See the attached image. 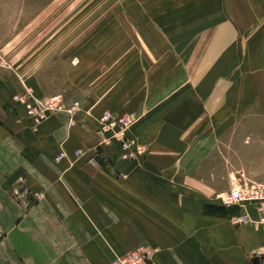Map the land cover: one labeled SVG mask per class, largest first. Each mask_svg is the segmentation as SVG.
<instances>
[{"label":"rangeland","instance_id":"obj_1","mask_svg":"<svg viewBox=\"0 0 264 264\" xmlns=\"http://www.w3.org/2000/svg\"><path fill=\"white\" fill-rule=\"evenodd\" d=\"M251 9L264 12V0H0V89L12 93L14 113L19 115L21 106L35 130L53 115L72 128L94 126L101 139L88 149L78 146L72 163L94 170L128 161L161 169L154 158L165 157L170 160L166 168L190 172L198 167L197 176L165 178L173 202L188 203L185 215L175 219L174 234L207 228L204 211L251 234L249 242H234L251 249L235 259L237 264H264V223L232 222L246 210L255 220L260 214L248 202L227 208L220 198L264 184V113L256 106L249 113L231 110L243 103L245 81L232 74L243 73L252 19L244 15ZM106 113L133 120L127 127H109L102 120ZM122 134L134 141L133 158H123ZM104 147L113 151L102 160ZM65 156L61 150L56 160ZM88 180L95 191L99 178L93 173ZM13 189L21 203L39 196L24 181ZM139 228L135 247L121 254L141 247L153 264H184L179 253L185 247L194 250L189 261L210 264L212 257L228 258L234 248L212 240L203 246L198 241L196 250L178 235L155 248L151 225ZM112 252L99 262L114 264L120 252L115 247Z\"/></svg>","mask_w":264,"mask_h":264},{"label":"crops","instance_id":"obj_2","mask_svg":"<svg viewBox=\"0 0 264 264\" xmlns=\"http://www.w3.org/2000/svg\"><path fill=\"white\" fill-rule=\"evenodd\" d=\"M245 13L252 19L249 41L243 47V73L232 74L235 80L240 77L245 81L243 103H236L231 110L249 113L256 106L264 113V12L251 9ZM11 96V92L0 89V264H79L78 259L85 264H101L99 261L113 253L114 247L120 254L135 247L142 224L151 225L155 248H164L173 235L179 240L187 238L196 250L198 241L203 246L207 241L224 240L234 247L228 251V258L212 257L210 264H230V257L235 261L243 252L247 256L246 248L251 250L246 243V248L239 244L237 248L234 243L241 239L249 242L250 233L238 232L220 217L204 214L203 206L207 228L195 227L185 236L174 234L173 224L185 215L188 203L180 206L173 202L174 191L165 178L175 174L197 176L198 167L190 172L166 168L170 160L165 157L154 158L165 167L161 169L139 168L128 161H118L112 169L102 164L94 170L82 162L72 163L78 146L88 149L101 139L92 122L72 128L68 120L53 115L35 130L21 106L16 109L19 115L14 113ZM233 96L229 92L228 100ZM112 149L104 147L102 160L103 156L111 157ZM61 150L66 156L56 160ZM93 173L99 178L96 194L88 180ZM159 177L164 179L157 180ZM20 181L30 185L39 199L21 203L13 194ZM126 238L132 243L122 244ZM109 240L115 243L110 245ZM179 254L186 258L184 264H194L188 258L194 250L185 247ZM204 255L207 258L205 251Z\"/></svg>","mask_w":264,"mask_h":264},{"label":"built area","instance_id":"obj_3","mask_svg":"<svg viewBox=\"0 0 264 264\" xmlns=\"http://www.w3.org/2000/svg\"><path fill=\"white\" fill-rule=\"evenodd\" d=\"M56 103H51V108L56 107ZM62 107V105H60ZM41 112V111H40ZM41 119L44 117L43 112L39 115ZM104 122H107L109 127L122 126L127 127L133 120L130 116H122L119 118H113L110 113L104 114L102 117ZM123 140V158L130 159L133 158V154L130 151L133 148L134 141L127 139L125 134L120 135ZM125 149V150H124ZM79 152H82L81 150ZM19 190H16V194H20ZM23 198L27 199L28 196L22 195ZM223 205L227 208H233L235 206H242L243 203L248 202L253 206V209L257 214H260V218L254 219L249 211L235 216L232 218V222L235 224H262L264 223V184H259L252 188L240 189L236 188L226 193L220 195ZM148 255V257H147ZM149 254L144 250V248L136 247L124 254H120L115 259L114 264H153L150 262Z\"/></svg>","mask_w":264,"mask_h":264},{"label":"bare ground","instance_id":"obj_4","mask_svg":"<svg viewBox=\"0 0 264 264\" xmlns=\"http://www.w3.org/2000/svg\"><path fill=\"white\" fill-rule=\"evenodd\" d=\"M252 208V207H251ZM252 210V209H251ZM250 212V211H249ZM252 212V211H251ZM251 214V213H250Z\"/></svg>","mask_w":264,"mask_h":264}]
</instances>
